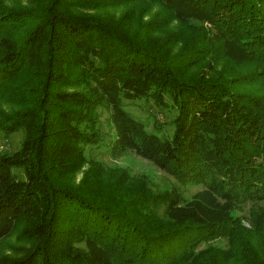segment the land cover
<instances>
[{"label":"trees","instance_id":"1","mask_svg":"<svg viewBox=\"0 0 264 264\" xmlns=\"http://www.w3.org/2000/svg\"><path fill=\"white\" fill-rule=\"evenodd\" d=\"M151 101L171 134L133 112ZM0 132L24 134L0 154V264H264V211L234 215L264 201V0H0ZM104 135L200 190L104 173Z\"/></svg>","mask_w":264,"mask_h":264},{"label":"rangeland","instance_id":"2","mask_svg":"<svg viewBox=\"0 0 264 264\" xmlns=\"http://www.w3.org/2000/svg\"><path fill=\"white\" fill-rule=\"evenodd\" d=\"M144 4H139L140 8H143ZM153 8V9H152ZM149 15L146 16V19H149L150 15H154L156 13H162L163 9L158 6H152ZM125 12V9H122L116 13L117 16H120ZM93 13V12H89ZM112 15V11L108 12ZM163 17H167V12H163L160 14ZM178 25L177 23H172L171 30L172 32H177ZM180 30V28H179ZM183 31V30H181ZM5 108L14 109L16 110L15 105L6 106ZM148 110H140V108L134 107V113L136 115H140L144 120L150 121L149 122V130L156 131L162 133H172L173 128L170 124V121L174 117L175 113L170 112L169 110H163L156 105L153 104L151 101L149 106H145ZM141 112V113H140ZM110 121L109 113L103 111L101 115V128L103 129L104 133L109 135L112 130ZM24 139L23 133H16V134H5L0 132V154H13L14 152L18 151L21 147L22 141ZM109 141V137H103V140L99 146L96 147H87L86 152L89 160L92 163H100L102 165V169L104 173H124L126 176L127 181L130 185L136 186L135 183H142L147 185L150 190H152L156 194L165 193L177 189L178 191L182 192L185 200L188 202L192 199L196 192L200 190V187L196 185H183L178 182L176 179L166 175L161 170H159L155 165L152 163L143 160L137 157L133 153H127L123 155L121 158H115L111 155L107 149V143ZM91 163L86 164L82 170L77 172L73 180L69 178L70 184L72 185H79L85 173L91 170ZM122 174L117 175H110L107 178L112 177L114 179H118L119 176ZM124 176V177H125ZM106 181L108 179H105ZM115 180V181H116ZM260 212L264 211V201L261 202H247L246 204L240 205L237 210L235 211L234 215L238 216L242 219L244 226L247 229L252 228L251 224V213L252 212ZM160 216L163 218V213L160 210ZM18 234H16L12 239V243L17 242ZM230 241L228 239H218L214 240L209 243H204L201 245L199 251H204L209 247H213L216 249L227 250L229 248ZM78 250L82 252H87V247L85 244H76L75 246Z\"/></svg>","mask_w":264,"mask_h":264}]
</instances>
